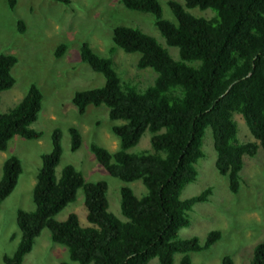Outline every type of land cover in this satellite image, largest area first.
I'll use <instances>...</instances> for the list:
<instances>
[{
  "label": "trees",
  "instance_id": "trees-1",
  "mask_svg": "<svg viewBox=\"0 0 264 264\" xmlns=\"http://www.w3.org/2000/svg\"><path fill=\"white\" fill-rule=\"evenodd\" d=\"M18 0H6L14 8ZM69 4L70 0H55ZM125 8L149 13L154 18L166 45L176 47L174 59L153 36L126 25L112 28L113 47L137 52L138 69L155 72L152 84L138 89L124 81L114 69L110 57L93 51L87 42L79 47L80 60L102 74V86L76 91L72 102L78 114L88 105L107 107L110 126L119 148L110 152L96 143L89 148L97 162L113 177L130 182L140 180L146 193L137 197L128 186H121L120 212L125 221L108 211L107 184L87 181L72 164L60 174L55 168L62 154L61 132L55 128L52 147L40 155V165L31 190L33 210L18 208L15 221L20 232L12 254H3L4 264H22L32 250L35 238L47 228L53 242L65 246L68 258L79 264H147L157 258L160 264H192L190 253L207 249L221 237L210 230L203 243L197 236L180 238L179 230L189 224L188 211L197 202L207 201L211 188L186 199L180 198L184 186L195 180L196 161L205 129H211L216 153L215 167L226 176L228 189L236 193L240 186L243 155L253 157L264 150V0H169L175 19L164 18L158 0H118ZM209 10L211 16H195L187 9ZM19 30L25 24L18 21ZM66 48L61 42L53 51L60 57ZM15 55L0 52V91L11 88L15 78L11 69ZM42 93L31 83L11 109L0 113V150L18 135L38 139L41 132L31 127L42 106ZM244 119L254 140L239 142L233 113ZM145 131L150 132L151 150L129 153ZM70 147L75 150L81 134L68 127ZM22 165L10 155L1 165L0 204L17 184ZM83 193L88 225L81 226L71 212L63 220L58 214ZM61 264H69L62 262ZM220 264H235L223 255ZM250 264H264V241L256 243Z\"/></svg>",
  "mask_w": 264,
  "mask_h": 264
},
{
  "label": "rangeland",
  "instance_id": "rangeland-1",
  "mask_svg": "<svg viewBox=\"0 0 264 264\" xmlns=\"http://www.w3.org/2000/svg\"><path fill=\"white\" fill-rule=\"evenodd\" d=\"M158 1L162 16L175 21L167 5L169 0ZM187 10L195 16H211L209 10L197 7ZM19 20L24 22V30H19ZM153 22L151 14L127 9L118 0H70L69 4L55 0H18L14 8H9L6 0H0V52L11 53L17 58L11 69L14 85L0 91V113L7 112L20 101L31 83L38 86L43 96L38 118L31 124L42 133L41 136L30 140L15 135L6 150H0V175L2 162L10 155L19 157L22 165L15 188L0 204V264H4L2 255L12 254L19 241L16 210L34 209L31 190L40 155L51 150V135L55 128L61 132L62 148L55 168L57 176L64 165L72 164L85 180L105 181L108 211L123 221L126 218L119 207L120 187H130L137 197L146 193L140 180L126 182L111 176L89 148L91 143H96L110 152L117 150L119 140L110 131V126L123 121L110 120L103 104L88 105L83 114H78L72 98L76 91L104 83L101 73L80 60L79 47L83 42H87L96 53L110 57L115 71L124 81H131L138 89L152 84L155 72L136 67L137 52L127 53L117 47L110 52L109 49L113 47L112 28L126 25L153 36L174 59H178L177 48L166 45ZM61 42L66 44V48L60 57H54L53 51ZM233 119L239 142L254 140L241 115L235 112ZM70 126L76 127L81 134L80 145L75 150L70 147ZM149 136L150 132L145 131L137 144L126 151L151 150ZM201 150L203 156L195 163L196 178L184 186L180 198L197 195L207 187L211 188V193L207 201L197 202L191 207L189 224L179 230L178 236H197L203 243L210 230L221 231L220 239L210 247L190 253L192 264H220L223 255H230L235 264H250L254 245L264 241V150L259 147L253 157L243 155L240 186L236 193L229 191L227 177L216 170V153L209 127L205 129ZM71 212L78 216L81 226L88 225L81 189L77 191L75 200L55 218L63 220ZM180 256L179 253L174 254L173 264H178ZM62 262L79 264L69 260L65 246L53 242L49 230L43 228L22 264ZM147 264L160 263L157 258H152Z\"/></svg>",
  "mask_w": 264,
  "mask_h": 264
}]
</instances>
